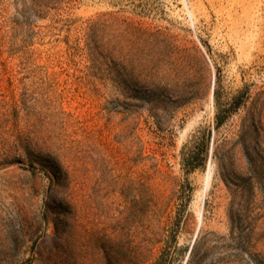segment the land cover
Instances as JSON below:
<instances>
[{
	"label": "rangeland",
	"instance_id": "374dc122",
	"mask_svg": "<svg viewBox=\"0 0 264 264\" xmlns=\"http://www.w3.org/2000/svg\"><path fill=\"white\" fill-rule=\"evenodd\" d=\"M214 89L248 96L217 128ZM262 89L264 0H0V264H153L169 228L172 264L197 236L264 264V158L233 146Z\"/></svg>",
	"mask_w": 264,
	"mask_h": 264
},
{
	"label": "trees",
	"instance_id": "16d2710c",
	"mask_svg": "<svg viewBox=\"0 0 264 264\" xmlns=\"http://www.w3.org/2000/svg\"><path fill=\"white\" fill-rule=\"evenodd\" d=\"M264 95V89L258 91L251 104L247 109L245 116L240 123L238 139L233 143V146L241 145L245 141L253 144V153L256 158H264V124L263 118V105L259 104V100ZM215 114L214 123L215 127H219L231 113L238 111L245 106L248 98L246 89L237 91L235 95L224 98L222 100L221 93L213 90ZM209 133L202 132L201 136H192L189 146L182 147L180 152V164L186 172H192L204 166L206 160L207 140ZM247 228L243 227L241 233L237 236V243L234 244L235 252L230 254L233 259L239 258L241 252L246 250L250 244L251 233L246 231ZM175 231L172 228L168 230V238L165 241V247L161 250L160 255L153 264H172L170 257L172 254V246L175 244ZM203 237H196L190 247L185 264H201L206 253H200L199 250L205 242ZM221 239V238H219ZM234 240V239H233ZM185 250V249H184ZM222 260V259H221ZM224 260V259H223Z\"/></svg>",
	"mask_w": 264,
	"mask_h": 264
}]
</instances>
